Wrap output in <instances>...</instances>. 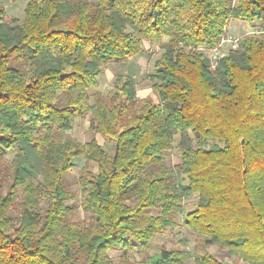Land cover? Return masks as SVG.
I'll return each mask as SVG.
<instances>
[{
  "label": "trees",
  "instance_id": "1",
  "mask_svg": "<svg viewBox=\"0 0 264 264\" xmlns=\"http://www.w3.org/2000/svg\"><path fill=\"white\" fill-rule=\"evenodd\" d=\"M232 20L258 33L212 63L200 48ZM144 41L161 49L150 75L158 101L121 70L97 89L105 67L143 53ZM85 117L103 143L66 134ZM176 135L180 161L169 164ZM77 156L85 164L71 188ZM178 216L198 246L231 260L148 254ZM187 259L264 264V0H25L22 18L0 2V264Z\"/></svg>",
  "mask_w": 264,
  "mask_h": 264
},
{
  "label": "rangeland",
  "instance_id": "2",
  "mask_svg": "<svg viewBox=\"0 0 264 264\" xmlns=\"http://www.w3.org/2000/svg\"><path fill=\"white\" fill-rule=\"evenodd\" d=\"M95 2L96 0H92ZM2 5L6 8L7 12L11 15L22 18L24 15V6H25V0H1L0 1ZM258 33V28L255 26H249L244 21H236L232 20L231 24L228 26L226 35L221 38L224 41L221 42L220 40V50L225 53V55L228 53L229 49H231V40L232 38H236L239 42L246 34L248 35H256ZM143 49L144 52L135 56L134 58L126 61V62H120L119 65L116 63L109 64L105 67L104 74L101 76L99 81V87L97 89L102 91H107L110 88V83L113 79V76L116 72H119L120 70L125 73H130V69H132V64L135 62L137 65L136 67V74L135 76H131L132 80L136 86L139 89V93L146 96L147 98H155L156 93L154 89L152 88V81L150 80V75L154 73V66H153V60H155L161 53V49L158 45L149 43L147 41L143 42ZM210 49V48H209ZM203 52L208 55V49L203 48ZM209 56V55H208ZM138 57V58H137ZM214 59H210V62H214ZM138 70V71H137ZM147 80V82L145 81ZM143 90V91H140ZM87 124H88V118H78L75 121L74 128L67 132L66 134L73 138L78 139L81 142L88 141L92 138H97V133L90 132L87 130ZM100 136V135H99ZM103 140H102V139ZM100 142H104V138L102 136L98 137ZM178 141V135L174 137L173 146L174 148L167 151L165 153L166 161L169 164H174L180 161V152L175 147ZM111 150L109 149V152ZM108 152V153H109ZM109 155H111L109 153ZM73 162L74 167L72 168L71 172L66 176V182L71 188H76V179L77 175L81 169V167L85 164V159L82 156H77L74 158ZM71 205H76V201H69ZM196 203V197H190L186 199L183 202L184 210L188 211L195 207ZM44 205V203H42ZM78 214L80 217H84V213L81 211V209L77 208ZM179 224L174 229H167L163 233L157 234L150 242L148 254H152L156 251H159L161 248H186L190 252L199 251L202 252L204 250L216 255L219 258H223L226 260H231V258L228 256V253L225 249L219 250L216 245H206L201 246L197 245L198 238L196 237L195 233L192 232L187 228L186 225L183 223V219L181 216H178ZM185 238V241H184ZM185 242V243H184ZM120 253V250H112L109 252V254L112 256L114 260L117 259V255ZM129 255L132 256L137 261H140L143 257H145L144 254L139 252L138 250H135L133 253H129ZM184 264H193L192 259H187ZM236 264H250L241 260H238Z\"/></svg>",
  "mask_w": 264,
  "mask_h": 264
},
{
  "label": "built area",
  "instance_id": "3",
  "mask_svg": "<svg viewBox=\"0 0 264 264\" xmlns=\"http://www.w3.org/2000/svg\"><path fill=\"white\" fill-rule=\"evenodd\" d=\"M222 41H224V40L222 39L221 42ZM237 45H238V40L236 38H232L231 48H236ZM200 49L203 51V48H200ZM208 55H209L208 56L209 59H214L215 61H217L219 58H221L222 56L225 55V53L220 50V41L215 47L208 49ZM214 62H212V63H214ZM212 67H213V65H212Z\"/></svg>",
  "mask_w": 264,
  "mask_h": 264
},
{
  "label": "crops",
  "instance_id": "4",
  "mask_svg": "<svg viewBox=\"0 0 264 264\" xmlns=\"http://www.w3.org/2000/svg\"><path fill=\"white\" fill-rule=\"evenodd\" d=\"M134 58V57H133ZM136 58V57H135ZM138 58V57H137ZM136 67H137V65L135 64V62L132 64V69H130V73L129 74H131V76H135V74H136ZM138 71V70H137ZM132 72H135V74L133 73L132 74ZM130 76V77H131ZM132 78V77H131ZM146 82H147V80H145ZM135 89H136V91H137V93H138V95L140 96V97H146V96H144V95H142V94H140L139 93V89H138V87L136 88V86H135ZM140 91H143V90H140ZM151 100L152 101H154V102H157L158 100H157V96L155 97V98H151ZM97 138H95L99 143H102V142H100V140L98 139V137H100L101 135L99 134V133H97ZM100 135V136H99ZM102 139V138H101ZM103 140V139H102Z\"/></svg>",
  "mask_w": 264,
  "mask_h": 264
}]
</instances>
